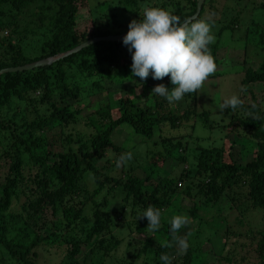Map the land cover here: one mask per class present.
Instances as JSON below:
<instances>
[{"label":"trees","instance_id":"trees-1","mask_svg":"<svg viewBox=\"0 0 264 264\" xmlns=\"http://www.w3.org/2000/svg\"><path fill=\"white\" fill-rule=\"evenodd\" d=\"M204 1L196 18L201 14ZM184 2L186 10L183 11L177 3L169 10L179 16L181 22L195 9V0ZM213 2L209 0V18L218 14L223 5L220 3L217 8L212 5ZM81 3L82 0H0V31L3 32L0 43L6 42L0 52V69L54 56L91 37L128 31L130 21L143 18L139 14L140 8L147 2L116 0L120 10L130 15L124 20L119 17L121 13L93 10L91 19L96 21L92 22L88 31L76 26L77 9ZM30 4L36 7L30 11L34 18L31 19L32 25L19 28V16L24 15ZM259 4L264 6V1L260 0ZM167 6L170 3L161 2L156 7ZM236 19L232 20V25ZM229 26L222 24L219 32ZM41 27L47 33L24 51L22 37L36 34L35 30ZM253 30L254 36H257L255 41L259 39L264 44L262 31ZM244 36L247 38L248 33ZM208 47L217 64V42ZM31 50L34 51L32 55L28 54ZM131 63V53L123 42L97 41L50 64L0 74V166L4 168L0 180V264H38L37 249L52 246L64 228L73 233L62 237L65 254L74 257L83 246L90 256H106L123 240L110 233L112 228L132 224L133 229L138 230L147 220L120 219L126 215L125 207L129 215L138 216L149 205L161 209L163 213L172 208V200L177 196L192 200L187 209L192 218L198 217V209L209 207L213 211L210 218L214 224L225 221L219 205L225 198L232 203L229 208L237 210L238 215L246 210H258L261 227L259 230L247 229L246 232L256 238L253 247L256 264H264V59L254 68L243 67L238 95L244 105L236 110L227 108L221 112L230 115L227 124L208 123V112L195 107L196 92L184 95V100L188 98L192 104L182 110L177 102L170 104L166 98L151 93L153 87L161 83L171 90L170 77L155 80L150 73L142 81L132 75ZM130 81H136L139 86L142 105L128 94H123L117 100L118 112L114 117L108 103L98 102L91 113L83 116L90 132L73 138V131L68 129L79 120L81 109L74 108L70 100L97 97L96 91L107 89L108 82L120 84ZM144 91H147L145 96ZM253 104L255 108L251 107ZM196 115H200L203 125L209 128H225L234 124L236 129H242L243 132L235 133L240 144H244L245 140L255 142L252 157L244 162L235 161L229 144L225 147L197 144L191 147L192 155L187 154L186 141L192 134L189 132L186 134L188 138L161 136L162 151L145 150L142 155L138 154V159L134 156L137 161H128L120 176L109 174L105 167L114 166L116 159H105V164L99 168L94 165L105 157L107 151L120 153L123 149L111 139L121 124H126L128 131L132 130L141 140L148 142L154 130L162 131L165 125L175 133H179L176 130L185 125L191 128ZM53 135H57L59 141L57 149L53 146ZM146 159L157 168L166 159H172L176 162V169L163 171L164 174L154 177V167L148 166L143 176H139L135 170ZM191 160L192 167H189ZM88 173L95 178L90 192L84 187ZM236 187L239 193L233 195ZM103 190L101 198L97 199L96 196ZM116 193L120 209L110 212L107 196L113 197ZM80 196L91 202L88 214L84 212V201L78 198ZM13 202L17 204L15 209ZM235 219L242 226V218L235 216ZM170 221H162L157 230L158 237L147 238L137 250L136 256L145 253L151 258V262H147L146 255L142 264H163L160 260L163 253L170 255L171 264H194L202 259L203 251L208 250L202 247L203 241L211 245L207 252L212 255L220 253L224 241L215 235V228L209 229V237L203 239L199 235L200 228L195 229L196 232H192L188 239L186 254H180L175 246L163 247L165 242H171ZM198 225L206 227V222L201 220ZM230 230L226 227L224 232L235 234ZM149 243L153 246L149 247ZM217 245L218 250H215ZM225 260H228L227 257ZM72 264L93 263L73 261Z\"/></svg>","mask_w":264,"mask_h":264},{"label":"rangeland","instance_id":"rangeland-1","mask_svg":"<svg viewBox=\"0 0 264 264\" xmlns=\"http://www.w3.org/2000/svg\"><path fill=\"white\" fill-rule=\"evenodd\" d=\"M213 1V0H212ZM260 0H214L213 6L219 8L221 6L220 3H223L221 11L218 12L215 16H210L209 18V0L204 1L203 9L199 18L201 19H210V23L212 24V34L215 37V41L217 42V64H216V71L215 75L208 78L205 81L204 86L202 89L196 92V97L194 100L195 107L197 110H205L207 111V121L218 123V124H227L229 120L228 114H224L219 112L218 106L222 101L231 96L232 94H239L240 84L239 80L242 77L243 67L250 66L252 68L256 67L255 65L258 61L264 59V44L263 41L259 39L257 42L255 41L257 36H254V28H257V32L259 33L262 31L264 35V6H260ZM146 4L141 6L140 15H143V9L145 7L150 6H158L161 2H168L170 6L164 7L166 10H170L173 5L175 6L176 3L178 6L182 8V10H186L184 8L187 7L184 0H146ZM166 6V5H165ZM106 7V9H105ZM213 8V7H212ZM36 7L33 4L28 6L24 15L19 16V28L23 27H30L31 19H34L33 16L30 14L32 10H35ZM105 9V10H104ZM120 6L116 3V0H82V3L78 6L77 9V17H76V26L78 29L89 30L91 28L92 22L96 20H92L91 12L95 10L96 12H115L121 15L119 16L121 20L126 19L130 15L124 14L122 10H120ZM102 12V13H103ZM101 13V14H102ZM23 16V17H22ZM237 17L235 23L232 25V20ZM228 24L229 27H225L222 31L219 32L221 25ZM248 30V31H247ZM36 34L30 35L26 34L22 37V44L24 51L28 47H32L39 41L44 34H46V29L38 28ZM248 33L247 38H245V33ZM3 32L0 31V36L3 35ZM5 33V32H4ZM122 33H127V30L122 31ZM259 35V34H258ZM6 42L0 43V52L4 49ZM28 54H34V51L31 50ZM258 62V63H259ZM257 63V64H258ZM107 89L103 91H96L97 97H90L87 98H79L77 101H71V104L74 108H80V116H78V121L68 130L73 131V138L77 135H86L90 132L89 126L85 124V118L83 117L84 114L91 113L95 106L98 105L100 102L108 103L110 107V113L112 116L115 117L117 115V100L123 95L128 94L133 100L142 105L141 99V92H139V86L137 87L136 81L130 82H123L120 84H113V83H106ZM248 88H250L248 86ZM134 91V92H133ZM258 92L257 90H255ZM143 95H147V91L143 92ZM259 96V94H258ZM98 100H97V99ZM144 98V97H143ZM142 98V99H143ZM246 99V98H243ZM99 102V103H98ZM179 109H183L185 106H189L192 104L190 99L184 100V98L178 101ZM83 106H87L83 108ZM262 108L264 105L262 104ZM12 111V109H11ZM232 126V127H231ZM167 125L162 127V131L157 129L154 130L153 136L151 140L148 142L146 140H141L136 134L131 132L130 130L126 129V124L119 125L113 134H112V142L116 146H122L123 149L121 152H113L107 151L105 153V157L100 159L99 161L94 162L96 167H100L101 165L105 164V159L114 160L119 158L121 154H124L126 151L131 153L132 158L128 160L132 163H135L138 159V154L142 155L145 150L150 151H162V147L160 145V137L161 136H170L175 138L178 137H186V134L192 132L191 137H189L186 141L187 154L193 153L191 151V147L199 144L202 146H209V145H222L227 146L228 144L231 145L230 151L233 155V159L237 162H244L249 160L252 157V153L255 149V142L251 140H245L244 144H240V139L235 132H243L242 129H236V126L230 125L225 126L222 128L220 126H215L213 128H209V126L203 125L202 118L200 115H196L193 119V126L189 128L188 125L182 126L176 131H180L179 133H175L172 131ZM56 133V130L53 131ZM161 133V134H159ZM51 134V133H49ZM179 134V135H178ZM52 135V134H51ZM53 146L55 149L59 146V141H57V135H53ZM183 138V139H184ZM137 157V159L135 157ZM149 159V158H148ZM146 159L143 161L138 170H135L139 176H143L148 166L154 167V177H159L160 175L164 174L163 171L169 172L171 170L176 169V162L172 159L169 161L165 160L160 168L156 166H152L149 160ZM169 159V158H168ZM151 160V159H150ZM115 161L114 166H105L106 171L109 174L120 176L124 172L127 166V162L125 161L119 167ZM108 162V161H107ZM192 160L189 161V167H192ZM150 164V165H149ZM4 174V168L0 166V180ZM183 183L181 184V186ZM84 187L88 192L94 188L93 182H89L88 176H86L84 181ZM102 193L97 197V199L101 198ZM239 193V188L233 192V195ZM79 199L84 201V212L88 214L90 212V205L91 202L89 199H83L84 197H78ZM107 198L110 201L108 209L110 212L118 211L120 209L118 202V193H116L113 197L108 195ZM240 198V197H239ZM192 200L191 199H181L179 196L172 200V208L165 210L162 213L161 222L165 220H171L175 215H186L189 217L190 222L187 226L182 228L178 235H184L188 232H196L195 229L200 228L199 235L202 237H209V229H217L215 235L224 241L223 247L220 250V253L216 255H212L211 253L207 252L209 247L211 246L209 243L203 241L202 247L204 249V255L202 259L197 260L194 264H256L255 254L253 251L254 243L256 238H252L246 231L247 229L251 230H259L261 227V213L258 210L255 211H244L242 214L238 215L237 210L233 208H229L232 203L227 201V199H223L219 205L221 206V210L223 212L225 221H217L216 224L211 221L210 214L213 211L209 207L207 209H198L197 215L198 217L192 218L187 212V209L191 206ZM180 206V209L177 207ZM13 208H17V204L13 202ZM125 217H121L120 219L124 218L125 220H137V215H129L128 208L125 207ZM113 215L115 213H112ZM89 216V215H87ZM235 216L242 218V226H239L236 223ZM118 218V217H117ZM137 218V219H136ZM203 220L206 222V227H200L198 223ZM148 221L144 223V225L140 226L138 230L133 229V225L131 224L129 227L119 228V226L112 228L111 232L117 238L123 239L121 243L112 251L109 252L108 255H98V256H90L87 253V248L83 246L80 248L77 255L71 257L67 253L65 254V242L63 240L65 235L73 234L72 232H67V229H63L59 234V238L52 246H41L37 249V259L36 262L38 264H72L73 261L77 263L81 262H90L96 264L98 262H104L105 264H142L145 260L147 254L140 253L139 255H135L137 250L142 246L144 241L147 238H156L158 237L157 231L155 233H148L147 231ZM226 227L231 228L230 232H234L235 234H226L224 231ZM240 233L241 235H238ZM62 235V236H61ZM61 237V238H60ZM63 237V238H62ZM162 239L163 237L160 236ZM151 244V243H149ZM151 244L149 247H152ZM215 250H218V245L214 247ZM207 253H206V252ZM147 262H151V258L149 255ZM227 257V261L225 260Z\"/></svg>","mask_w":264,"mask_h":264},{"label":"clouds","instance_id":"clouds-1","mask_svg":"<svg viewBox=\"0 0 264 264\" xmlns=\"http://www.w3.org/2000/svg\"><path fill=\"white\" fill-rule=\"evenodd\" d=\"M214 41L210 19L195 18L181 22L180 17L169 10L150 6L143 9L142 19L130 21L122 42L128 46L131 53L133 76L142 81L146 80L150 73L155 80L170 77L171 90L161 83L155 85L151 93L166 98L172 104L182 100L185 94L202 89L205 81L215 73V58L208 47ZM243 105L244 101L240 96L232 94L219 104L218 109L220 112L227 108L236 110ZM251 107L255 108L256 105ZM131 158V153L121 154L116 161L117 166ZM94 179V175L88 173L89 182ZM161 217V209L151 205L137 216L147 219L148 233L159 230ZM189 222L186 215L173 216L170 221L171 242H165L162 246H175L180 254H186L191 232L184 235L178 233ZM171 259L167 253L160 256L163 264H171Z\"/></svg>","mask_w":264,"mask_h":264},{"label":"water","instance_id":"water-1","mask_svg":"<svg viewBox=\"0 0 264 264\" xmlns=\"http://www.w3.org/2000/svg\"><path fill=\"white\" fill-rule=\"evenodd\" d=\"M264 1V0H262ZM203 0H195V9L194 12L189 15L185 20H193L196 18L197 14L200 11L201 8V4H202ZM184 20V21H185ZM125 33H119V34H113V35H105V36H97V37H91L81 43H79L78 45L70 48L67 51H64L62 53L56 54L54 56H49V57H44L41 59H37L35 61L29 62V63H25L23 65H18V66H14V67H5V68H1L0 69V74L1 73H5V72H15V71H23V70H29L38 66H44L47 64H50L51 62L62 58L64 56H67L71 53L77 52L80 49H82L83 47H86L94 42L97 41H119L122 42L123 41V37L125 36Z\"/></svg>","mask_w":264,"mask_h":264}]
</instances>
